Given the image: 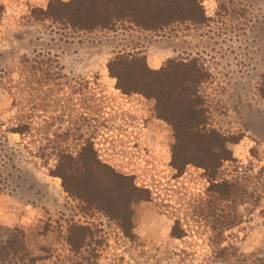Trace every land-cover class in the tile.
<instances>
[{
	"label": "rangeland",
	"instance_id": "rangeland-1",
	"mask_svg": "<svg viewBox=\"0 0 264 264\" xmlns=\"http://www.w3.org/2000/svg\"><path fill=\"white\" fill-rule=\"evenodd\" d=\"M73 1L0 0V235L25 231L32 264H264V0H197L203 23L157 32L77 30ZM129 56L202 71L205 124L179 143L209 159L171 167L174 128L108 74Z\"/></svg>",
	"mask_w": 264,
	"mask_h": 264
},
{
	"label": "trees",
	"instance_id": "trees-1",
	"mask_svg": "<svg viewBox=\"0 0 264 264\" xmlns=\"http://www.w3.org/2000/svg\"><path fill=\"white\" fill-rule=\"evenodd\" d=\"M79 3L80 0H76L67 6L68 9L79 14L81 19L77 23L67 20V23L80 31L109 30L119 24L128 23L143 31L157 32L170 26L186 23L200 24L205 19L203 9L197 0H82V6ZM67 6L65 7L67 8ZM25 63L27 64L24 62L21 65L24 67L20 77L24 78L28 84L27 78L30 76L25 74L27 73ZM190 63L168 60L161 69L151 70L146 66L145 58L129 56L117 57L107 66L108 74L116 81L117 90L125 95L134 93L153 99L159 117L174 128L178 145L172 148L171 167L179 175L187 165H195V159L203 157L205 159L206 155L208 159L210 158L208 150L200 152V148L193 146L191 141L189 145L179 143L183 139L189 141L193 136L199 135L205 124L202 102L198 97V87L203 83L205 77L202 71ZM176 71L179 72V75L174 77ZM173 85H176L177 88H173ZM180 110L185 112L184 116H180ZM28 120V122L26 120V122L16 125L14 131L20 133L22 130H28L32 125V120L30 118ZM209 134L213 135V133ZM221 160L230 161V154L225 151ZM207 161L208 165L201 164L200 167L206 170L209 169V165H214L213 160ZM90 167L99 169L102 168V165L93 160ZM53 175L62 178L59 166L57 174ZM141 193L147 194V198H140ZM216 193L221 198L226 197L227 199L233 194V186L225 182L222 187L216 189ZM130 194L144 200L148 199L149 193L137 189L131 184ZM228 222L226 217L222 223V229H227ZM179 226V221L176 220L170 231L172 238L183 237L184 232ZM33 261L27 247L25 231L14 228L8 231L6 237L0 235V264H32Z\"/></svg>",
	"mask_w": 264,
	"mask_h": 264
}]
</instances>
